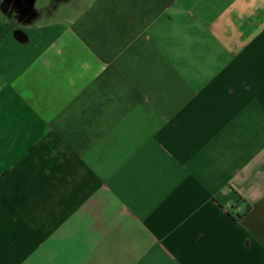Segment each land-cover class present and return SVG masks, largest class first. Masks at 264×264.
Segmentation results:
<instances>
[{
    "label": "crops",
    "instance_id": "0c3cea01",
    "mask_svg": "<svg viewBox=\"0 0 264 264\" xmlns=\"http://www.w3.org/2000/svg\"><path fill=\"white\" fill-rule=\"evenodd\" d=\"M39 1L0 0V264H264V0Z\"/></svg>",
    "mask_w": 264,
    "mask_h": 264
},
{
    "label": "rangeland",
    "instance_id": "374dc122",
    "mask_svg": "<svg viewBox=\"0 0 264 264\" xmlns=\"http://www.w3.org/2000/svg\"><path fill=\"white\" fill-rule=\"evenodd\" d=\"M47 1H48V0H47ZM45 2H46V0H40L39 3L37 4V7L40 6V5H41V6L44 5ZM10 49H11V51H13V50H14V51H18V50H15V49L11 48V47H10ZM21 59H22V58H21Z\"/></svg>",
    "mask_w": 264,
    "mask_h": 264
},
{
    "label": "flooded vegetation",
    "instance_id": "af4514ba",
    "mask_svg": "<svg viewBox=\"0 0 264 264\" xmlns=\"http://www.w3.org/2000/svg\"><path fill=\"white\" fill-rule=\"evenodd\" d=\"M11 3H9V0H6V2L4 3V6L6 9H9L11 7Z\"/></svg>",
    "mask_w": 264,
    "mask_h": 264
}]
</instances>
